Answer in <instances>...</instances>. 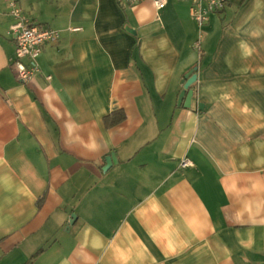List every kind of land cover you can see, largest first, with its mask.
<instances>
[{
    "label": "crops",
    "instance_id": "obj_1",
    "mask_svg": "<svg viewBox=\"0 0 264 264\" xmlns=\"http://www.w3.org/2000/svg\"><path fill=\"white\" fill-rule=\"evenodd\" d=\"M6 1L0 264H264V0H18L61 33L27 83Z\"/></svg>",
    "mask_w": 264,
    "mask_h": 264
},
{
    "label": "built area",
    "instance_id": "obj_2",
    "mask_svg": "<svg viewBox=\"0 0 264 264\" xmlns=\"http://www.w3.org/2000/svg\"><path fill=\"white\" fill-rule=\"evenodd\" d=\"M120 4L136 6L144 0H117ZM155 8L163 10L169 0H150ZM186 1L191 6L192 17L202 28L208 22L210 14L223 12L230 0H179ZM13 23L10 32L16 45V57L12 62L13 70L22 83H27L34 79L39 73L40 68L38 59L43 52L46 44H55L59 41L61 33L49 27H44L28 20L22 13L18 0H7ZM72 32L82 31L81 28H71ZM48 77L47 80H50ZM193 163L185 159L181 163L182 168L192 167Z\"/></svg>",
    "mask_w": 264,
    "mask_h": 264
},
{
    "label": "water",
    "instance_id": "obj_3",
    "mask_svg": "<svg viewBox=\"0 0 264 264\" xmlns=\"http://www.w3.org/2000/svg\"><path fill=\"white\" fill-rule=\"evenodd\" d=\"M197 82V74H194L193 71L187 74L183 81V91L180 94L178 105L185 106L190 108L191 101L193 96V91L190 89ZM113 163H115L114 155L107 159V168H109ZM75 219V216H72V220Z\"/></svg>",
    "mask_w": 264,
    "mask_h": 264
},
{
    "label": "trees",
    "instance_id": "obj_4",
    "mask_svg": "<svg viewBox=\"0 0 264 264\" xmlns=\"http://www.w3.org/2000/svg\"><path fill=\"white\" fill-rule=\"evenodd\" d=\"M126 119V115L122 111L115 112L107 117L106 121L110 125H116L123 122Z\"/></svg>",
    "mask_w": 264,
    "mask_h": 264
}]
</instances>
